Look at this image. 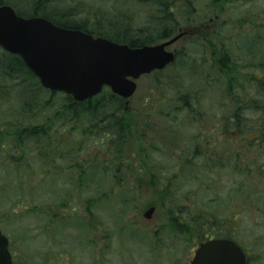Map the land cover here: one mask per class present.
<instances>
[{"label":"rangeland","instance_id":"obj_1","mask_svg":"<svg viewBox=\"0 0 264 264\" xmlns=\"http://www.w3.org/2000/svg\"><path fill=\"white\" fill-rule=\"evenodd\" d=\"M186 13L172 36L179 38L167 48L176 53L175 62L141 76L134 94L123 101L140 126L143 119L148 127L156 126L153 131L141 129L142 142L152 146L153 154L144 150L143 155L128 156L124 163L129 169L114 172L108 150L113 146L108 138L95 136L87 115L54 122V131L47 135L53 152L32 141L20 147L26 151L21 169L27 170L20 182L11 163L16 152L0 153V230L9 237L14 264L41 261L39 253H49L54 264H189L194 249L209 235L233 239L248 264H264V136L250 135L254 140L248 144L238 135L226 142L224 134L236 113L250 124L259 120L264 132V115H255V106L264 104V0H193ZM196 89L185 109V94ZM60 97L53 98L50 115L61 111ZM9 111L15 115H6ZM24 114L17 105L1 104V129L46 121L36 116L32 123ZM196 115L203 116L196 120ZM210 130L213 148L201 139ZM218 134L223 139L217 141ZM49 162L55 170L44 179L56 181V191L42 188L39 195H30V203V196L19 202V195L11 198L4 192L14 180L23 189L37 186L46 170L42 164ZM132 171L140 172L138 184L132 183ZM111 175L121 177L119 185ZM127 180L131 191L121 187ZM49 195L58 200L39 205ZM90 196L100 201L88 204ZM13 201L17 205L10 209ZM49 205L57 213L52 222L49 212L41 211ZM25 207L36 209L25 213ZM150 207L155 210L146 219L143 213ZM197 222L205 224L202 233Z\"/></svg>","mask_w":264,"mask_h":264},{"label":"trees","instance_id":"obj_2","mask_svg":"<svg viewBox=\"0 0 264 264\" xmlns=\"http://www.w3.org/2000/svg\"><path fill=\"white\" fill-rule=\"evenodd\" d=\"M192 3L193 0H0V6L9 5L19 16L26 18L41 17L59 27L80 30L94 37H103L118 44H126L132 48L170 39L176 33L177 28L181 27L180 20L186 16V10L190 8ZM217 12L219 13L220 10L217 9ZM176 57L175 53V60ZM192 84L195 85V83ZM18 88L24 89L20 90L23 91L22 96L17 93ZM8 91L10 92L9 95ZM46 91L19 56L7 53L0 48V106L2 104L11 108L17 105L20 107V112L29 115V122L32 123H35L33 119L36 116L43 117L46 120L43 124L36 123L25 128L13 127L10 124L4 126L3 129L0 127V153H12V150L16 152L13 155L17 160L11 163L13 164L12 169L17 175L15 179H18L19 182L20 176L27 173V170L21 169V156L26 154V151L20 147L26 145L28 141H32L44 147L43 150L53 152L52 145L54 143L50 141L51 135H47L50 130L54 131V122L58 119H64L62 123H65L70 120H77L81 115H87L90 121L94 122L91 127L95 129V136L100 135L108 138L107 143L113 146L112 149L108 150L113 156L110 166L111 169L115 168L114 172L121 167L126 170L129 169L130 164L124 163L128 156L143 155L145 151L153 154L152 146L142 142L141 129L145 132L148 129L153 131L156 126L150 127L149 125L148 127L146 124L147 119L140 120V126V122L134 120V115L129 114L131 110L124 106L123 100L112 94L107 88H103L101 93L95 97L78 103L74 102L68 95L50 91L46 99H41V95ZM194 92L192 95L185 94L183 100L185 109H188V99L196 96L197 89ZM59 94L61 96L59 99L62 101L61 111L50 115L55 110L56 101L53 103V98H56ZM6 115L15 114L9 111ZM196 116V120H200L203 115ZM234 117L231 118V123L234 126L232 131L239 136V139L241 138L243 141L246 124L249 126L250 135L253 137L260 135L259 120L250 124L241 118ZM14 120L19 123L18 118ZM71 128L73 130V127ZM230 128L228 121L225 129L229 132L224 133L229 137L225 140L226 142H230L232 137ZM210 132L204 134L203 131L201 139L206 142L208 148H213L215 147V137L211 130ZM170 133L173 137L175 129H171ZM194 137L199 138V135ZM220 138L223 139L221 136ZM45 139H48V141L45 142ZM253 140V138L250 139L248 144H252ZM201 145L203 146V144ZM54 164V162L42 164L46 170H43V179H40V183H35L37 186L31 185L28 189H23V186H20L19 182L14 180V183L5 185L8 189H5L4 192L11 198L19 195L17 200L20 202V198L25 199V197L27 198L32 194L36 195L42 188L47 191H51V189L56 191V181L46 182L44 179L46 173L55 170ZM137 171L134 173L132 171L130 176L133 185L140 182V172ZM94 178L95 173L90 175L91 180L88 186H92ZM111 178L116 185L120 184L121 177L111 175ZM29 181L31 182V180ZM130 182V180H127L121 187L125 190H133L132 183L129 187H126ZM51 198L55 201L58 200L57 196L51 195L50 198L41 199L39 205H43L45 202L51 203ZM107 199L109 200L111 197H107ZM30 201L33 202L32 197L28 200L29 203ZM85 201L89 204L90 202H99L100 198L90 196ZM16 205L17 202H10L9 208L13 209ZM55 206L57 207V205ZM35 209V207L30 209L25 207L22 212L31 213ZM45 209L47 210H44V212L41 210L42 214L49 212L46 216L49 219L52 216L54 220L57 216V213L53 210L55 209L54 206L50 207L49 205ZM63 216L66 217V215ZM50 222H52L51 219ZM50 222L44 224L46 230H49ZM196 225L200 233H202V225H204L203 229H206L205 224L201 222H197ZM206 237L204 236L205 239ZM69 254L71 255L70 251ZM38 257L42 260L33 264H54L51 261L53 258L49 257V253L44 255L39 253Z\"/></svg>","mask_w":264,"mask_h":264},{"label":"water","instance_id":"obj_3","mask_svg":"<svg viewBox=\"0 0 264 264\" xmlns=\"http://www.w3.org/2000/svg\"><path fill=\"white\" fill-rule=\"evenodd\" d=\"M178 38L132 48L41 17L25 18L9 5L0 6V47L19 56L43 88L63 92L74 102L96 96L103 87L127 100L140 76L173 63L174 52L167 48ZM153 212L150 207L143 217L149 219ZM8 244L0 231V264H12ZM190 264H246V260L233 241L209 239L199 244Z\"/></svg>","mask_w":264,"mask_h":264},{"label":"flooded vegetation","instance_id":"obj_4","mask_svg":"<svg viewBox=\"0 0 264 264\" xmlns=\"http://www.w3.org/2000/svg\"><path fill=\"white\" fill-rule=\"evenodd\" d=\"M255 74V73H254ZM258 81L260 80V78L258 77V79H257ZM251 82H254L253 80H251ZM262 83H264V82H262ZM263 103H264V101H262ZM254 103H256L255 101H254ZM255 106V104L253 105V107ZM255 108H257V110H258V112L255 114V115H264V104H263V106L260 104V103H258V105L257 106H255ZM235 115H237V113L235 114ZM229 126H231V128H230V134H231V136L232 137H237V135H236V133L234 132V131H232V129H233V124L230 122V125ZM216 127H218V124H216ZM261 131V130H260ZM218 133V132H217ZM261 133H262V135H261ZM260 133V135L261 136H264V132H261ZM219 138H220V135L218 134V135H216V139H217V141L219 140ZM250 130H249V126L246 124V128L244 129V137H243V141H245V140H248V142L250 141ZM216 236V235H215ZM215 236H212V237H215ZM218 236V235H217ZM220 237H224V238H229V237H227V236H225V235H221V236H218L217 238H220ZM207 238H211V236L209 235V236H207Z\"/></svg>","mask_w":264,"mask_h":264}]
</instances>
